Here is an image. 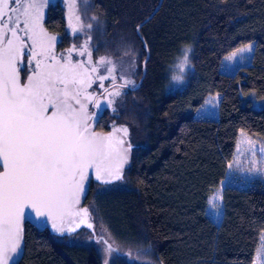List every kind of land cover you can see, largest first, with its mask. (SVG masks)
Returning <instances> with one entry per match:
<instances>
[{
	"label": "trees",
	"instance_id": "1",
	"mask_svg": "<svg viewBox=\"0 0 264 264\" xmlns=\"http://www.w3.org/2000/svg\"><path fill=\"white\" fill-rule=\"evenodd\" d=\"M158 1L77 0L84 26L77 35L67 32L62 5L48 6L44 25L59 33L57 49L90 38L93 59L132 62L134 85L146 57L142 39L149 56L139 87L119 88L96 125L131 148L122 180L85 182L79 211L88 209L94 227L61 236L26 224L17 264H252L264 230V185L225 186L218 226L205 210L239 131L264 140V108H253L245 97L253 92L264 99V0H162L138 35L137 25ZM249 43V65L222 73L221 60ZM186 48L190 68L174 86L172 68ZM110 85L91 89L101 93ZM216 94L217 119L195 118L206 97ZM123 127L127 136L114 132ZM101 235L114 242L113 251L98 242Z\"/></svg>",
	"mask_w": 264,
	"mask_h": 264
},
{
	"label": "snow or ice",
	"instance_id": "2",
	"mask_svg": "<svg viewBox=\"0 0 264 264\" xmlns=\"http://www.w3.org/2000/svg\"><path fill=\"white\" fill-rule=\"evenodd\" d=\"M43 6L37 0L26 3L0 0V44L3 45L0 47V169H3L0 171V264H9L12 254L17 253L23 232L21 222L26 215L38 225L47 226L51 221L52 229L61 236L77 231L82 225L92 229L88 209L74 214L82 217L79 222H70L75 227H64V218L72 215L69 209L79 203L85 192L89 170L94 171V178L103 185L123 179L122 169L128 163L131 148V145L123 147L125 140H115L113 133L101 136L91 132L88 122L93 117L81 99H93L86 92L92 83L99 81L103 86V81L116 79L113 61L99 57L93 62L88 42L79 50L75 45L70 47L66 56L58 59L52 53L57 37L47 35L40 24ZM4 7L8 8L7 12L2 10ZM69 8L70 11L75 9L76 4H70ZM72 18L75 24L70 27L72 33L77 34L84 26L78 15L73 13ZM87 27L92 28V24ZM140 27L142 25L136 29L138 35ZM28 47L33 51L27 63L35 61V68L27 77V83L21 85L17 65L25 64L23 50ZM251 51V45L245 46L228 59ZM73 52L86 55L87 60L73 62ZM187 59L185 54V63ZM49 60L52 63H48ZM101 68L106 75L101 73ZM128 85L135 87L131 80L119 87ZM113 87L116 90H105L107 95L120 96L119 88ZM114 132L127 136L128 128H116ZM244 143L249 145L244 150L253 156L248 171L264 175V162L256 167L255 142L247 139ZM259 151L264 153V147ZM212 199L221 201L222 190L217 189ZM211 206L219 208L218 203ZM98 242L106 244L109 252L114 250L110 238L101 235Z\"/></svg>",
	"mask_w": 264,
	"mask_h": 264
},
{
	"label": "rangeland",
	"instance_id": "3",
	"mask_svg": "<svg viewBox=\"0 0 264 264\" xmlns=\"http://www.w3.org/2000/svg\"><path fill=\"white\" fill-rule=\"evenodd\" d=\"M24 2L26 3L27 0H24ZM37 2L39 3H43V7L42 9H40L41 13H42V19L40 20V24L42 25L44 31L47 33V35L49 36H55L57 37V40L55 42V45L52 49V53L59 59L60 57L66 56L67 54V50L70 47H73L74 45H70L67 48L64 49H57V44L60 41V35L57 32L51 31L49 29H47L44 25V20L46 18V12H47V8L49 5L51 4H55V3H60L63 7V13H64V19H65V27L67 32L70 35H77V34H81L84 31V28L82 31H80L77 34H73L70 25L71 24H75V20L74 18H72V14L74 13L75 15H78V11H77V0H37ZM76 4V8L72 9L70 11L69 5L70 4ZM34 12V10H32ZM15 15V14H14ZM21 19H23V17L21 16ZM80 23L82 24V22L80 21ZM23 25H21L22 27ZM21 36H23V33L20 34ZM25 41L27 43L30 44L29 41H27V37H24ZM85 42L89 43V39H83L82 43L79 45H75L76 48L79 50L80 46L82 44H84ZM251 45L252 46V50H253V43H249L245 46ZM243 46V47H245ZM241 47V48H243ZM187 49V48H186ZM183 50L182 56L175 62L173 68H172V84L174 86L176 85H180L183 81H184V74L186 72V70L188 68H190V62H189V51H187V53H185V50ZM240 49V48H239ZM90 50V48H89ZM189 50V49H187ZM238 50V49H237ZM237 50L233 51L236 52ZM33 51V49L31 47L25 48L24 49V53H25V57L27 59V61L30 58L31 52ZM232 52V53H233ZM232 53L229 54L228 56L224 57L221 60L220 63V71L222 73L228 74V75H233L239 68H242L244 66L249 65L250 63V58H251V52H243V53H238L237 56L233 57L232 59H228V57L232 56ZM185 54H187V62H184V56ZM37 59H40V57H37ZM71 59L73 62L76 61H85L87 60V56H79L77 55V52H73L71 54ZM99 58L93 59L92 61L95 62L96 60H98ZM113 61V65L116 69L115 71V76L116 79L115 80H105V81H110V83L112 84H117V88H120L118 85L123 84L126 80H132L131 78V73L133 71V64L131 61H128L126 59H117V60H112ZM47 62H52L51 60L47 61ZM62 62H64L62 60ZM32 63H35V61H32ZM101 73L103 74H107L106 72H104V69L101 68ZM93 79L95 80V77H93ZM103 81V83L105 82ZM92 84H99V81H96ZM101 86V85H100ZM129 86V85H128ZM116 90L114 87L109 89L108 91H114ZM119 91H121L119 89ZM241 97H244V95L241 94ZM246 99L250 100L251 105L253 108L255 109H261L264 108V99H259L255 96V94L253 92H250L248 94H246ZM114 97H109L107 95V93L105 92L101 97H99V102L106 106V107H110L112 105L108 103L109 100L113 101ZM220 99V95L216 94L214 96H208L203 104L198 108V110H196L194 116L195 118H201V119H217V115H218V102ZM243 132L239 131L238 133V137H237V141H236V147H235V152L233 153L234 156H232V159L227 163V167H226V174L223 178V180L219 183L218 187L216 189H214L211 193V195L209 196L208 200H207V205H206V210L205 213L208 216V218L213 221V223L218 226L220 224L221 218H222V200L221 201H214L212 198L214 196V193L216 192L217 189L223 190V188L225 186L228 185H233L239 188H245V187H249L252 186L253 184H261L264 185V175H261L259 173H255V172H250L248 171L249 168L252 167V160H253V156L252 153L250 151H245L244 149L248 148L249 145L244 143L245 140L250 139L252 141L255 142L256 145V157L255 159L257 160V165L256 167H260L261 162H264V153H260L259 149L261 147H264V140L262 139H257V138H252ZM240 148L241 151H237V149ZM229 164H232L233 166L231 168L228 167ZM213 203H218L219 204V208H214L211 206V204ZM252 264H264V230L261 231V233L259 234V240H258V245L255 249L254 252V259Z\"/></svg>",
	"mask_w": 264,
	"mask_h": 264
},
{
	"label": "water",
	"instance_id": "4",
	"mask_svg": "<svg viewBox=\"0 0 264 264\" xmlns=\"http://www.w3.org/2000/svg\"><path fill=\"white\" fill-rule=\"evenodd\" d=\"M161 1L162 0H159L158 1V4H157V6H156V8L153 10V12L147 17V18H145L141 23H139L138 25H144L145 23H147L150 19H151V17L159 10V8H160V6H161ZM3 11H8V10H6V7H4L3 8ZM137 25V26H138ZM136 29H137V27H136ZM135 29V30H136ZM136 33H137V30H136ZM142 42H143V45H144V47H145V50H146V57H145V59L143 60V62H142V68H141V75H140V78H139V80L136 82V84H135V87H130V86H127V87H124V88H130V89H132V90H135V89H137L138 87H139V85H140V83H141V81L143 80V78H144V76H145V63H146V61H147V59H148V56H149V54H148V51H147V47H146V44L144 43V41H143V39H142ZM50 63H52V62H50ZM61 63H63V62H61ZM115 85H117V84H115ZM118 86H120V85H118ZM111 88V85L110 86H107L106 88H104L102 91H101V93L99 94V95H102V94H104L105 93V90L107 89V90H109ZM86 104V103H85ZM98 104L100 105V107L98 108V112H99V114L97 115V119H91V125H90V131L91 132H94V133H96V134H98V135H101V136H106V135H109L110 133H113V130H111V131H109V132H100V131H93V129H94V127H95V124L98 122V120H99V118H100V116H101V111H102V109H103V107H104V105H102L100 102H99V99H98ZM3 170V169H2ZM94 176H95V173H94V171L93 170H89V179L90 178H92L93 180H95V181H97L95 178H94ZM88 179V180H89ZM87 180V181H88ZM86 181V182H87ZM99 182V181H98ZM86 189H87V184L85 183V192L83 193V194H81V196H80V201H79V203L78 204H76V205H74L71 209H69V212L70 213H72V215H68V216H65V218H64V224L66 223H69V224H73L74 225V227H75V224L74 223H70L71 221H76V222H78L77 220V216L76 215H74L76 212H78L79 211V207H80V204L82 203V201H83V199H84V197H85V195H86ZM27 209L25 210V212L27 213ZM72 217H75L74 219L72 218ZM24 219H27V221L28 222H31L32 224H34V225H36L37 227H39V225L34 221V220H32V219H30V218H28L27 217V215L25 216V218ZM23 219V220H24ZM23 220H22V222H21V224H22V229H23ZM32 220V221H31ZM65 224V225H66ZM47 227L49 228V231L50 232H56L55 230H53L52 229V227H51V221H49V223H48V225H47ZM22 251H23V232H22V239H21V241H20V247H19V249L17 250V253H14V254H12V256H13V258L11 259V260H9V264H17V262H18V260L20 259V255L22 254Z\"/></svg>",
	"mask_w": 264,
	"mask_h": 264
},
{
	"label": "flooded vegetation",
	"instance_id": "5",
	"mask_svg": "<svg viewBox=\"0 0 264 264\" xmlns=\"http://www.w3.org/2000/svg\"><path fill=\"white\" fill-rule=\"evenodd\" d=\"M3 10V9H2ZM6 10H8V8L6 7ZM7 12V11H6ZM0 32H2V30H0ZM56 32V31H54ZM0 47H3L2 44H0ZM24 51V50H23ZM23 60L25 62L24 65H20L18 64L17 67L19 68V73H20V83L21 85L27 83V77L32 75V72L35 68V63H31V64H28L27 63V59L25 57V53H24V56H23ZM62 62V60H61ZM50 63V62H48ZM92 86V85H91ZM70 89L72 88V86L70 85L69 86ZM107 87V86H106ZM104 87V88H106ZM102 88V90L104 89ZM87 90V89H86ZM88 91V94L91 95V97L93 98L91 101H88V100H83V97H81L82 99V102L83 103H86L87 105V111H88V114L90 116H92L94 119H97V115L99 114L98 112V108L99 107H96V105L98 104V97H101L102 95H99L100 93L96 92V90H92L91 87H89V90ZM93 92V93H92ZM51 113V109H49V114ZM91 120H89V125H91L92 123L90 122ZM96 125L97 123L95 124V127L93 129V131H97L96 129ZM0 171H2V169H0ZM32 221V220H31ZM28 224L30 226H33L34 228H36V230L38 231H44V230H47L49 231V228L47 226H44V225H39V227H37L36 225L32 224L31 222H28L27 219H24L23 220V238H24V228H25V225ZM50 232V231H49ZM24 240V239H23ZM13 258V256H12Z\"/></svg>",
	"mask_w": 264,
	"mask_h": 264
},
{
	"label": "crops",
	"instance_id": "6",
	"mask_svg": "<svg viewBox=\"0 0 264 264\" xmlns=\"http://www.w3.org/2000/svg\"><path fill=\"white\" fill-rule=\"evenodd\" d=\"M207 98V97H206ZM235 147H236V143H235ZM234 152H235V148H234ZM233 156H234V154H233ZM226 174V173H225Z\"/></svg>",
	"mask_w": 264,
	"mask_h": 264
}]
</instances>
